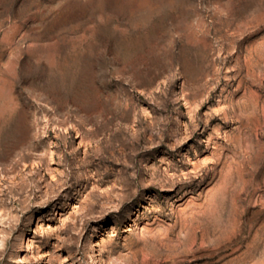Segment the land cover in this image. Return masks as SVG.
<instances>
[{"label":"rangeland","instance_id":"rangeland-1","mask_svg":"<svg viewBox=\"0 0 264 264\" xmlns=\"http://www.w3.org/2000/svg\"><path fill=\"white\" fill-rule=\"evenodd\" d=\"M0 264H264V0H0Z\"/></svg>","mask_w":264,"mask_h":264}]
</instances>
